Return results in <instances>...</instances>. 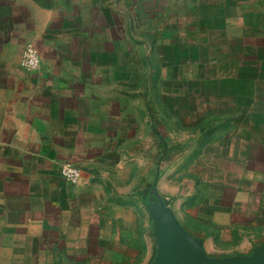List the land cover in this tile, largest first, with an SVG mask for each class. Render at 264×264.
Masks as SVG:
<instances>
[{
    "label": "crops",
    "instance_id": "0c3cea01",
    "mask_svg": "<svg viewBox=\"0 0 264 264\" xmlns=\"http://www.w3.org/2000/svg\"><path fill=\"white\" fill-rule=\"evenodd\" d=\"M116 1L0 0V264H25L54 242L75 250L74 243L90 240L101 226L95 175L107 177L110 165L113 171L133 160V145L148 146L147 124L137 117L143 106L134 98L132 51L127 57L111 16ZM28 42L40 54L33 70L19 65ZM194 47L184 51L188 61L176 65L189 73V82L193 66L204 68L200 78L221 88L230 84L221 96L235 101L221 109L235 113L234 132L219 146L211 140L206 150L212 163L203 174L210 179L208 192L217 194L210 222L263 225L264 104L242 105L255 97L240 88L250 76L238 70L208 77L205 60L192 56L201 54ZM246 109L250 116L244 118ZM64 160L80 166L77 182L60 175ZM251 246L247 241L235 253H248Z\"/></svg>",
    "mask_w": 264,
    "mask_h": 264
},
{
    "label": "rangeland",
    "instance_id": "374dc122",
    "mask_svg": "<svg viewBox=\"0 0 264 264\" xmlns=\"http://www.w3.org/2000/svg\"><path fill=\"white\" fill-rule=\"evenodd\" d=\"M111 16L121 29L127 57L132 51L134 98L143 106L137 117L141 126L147 124L148 146L133 145L128 154L133 160L113 171L110 165L107 177L95 175L102 213L95 215L101 226L94 227L90 240L74 243L75 250L66 249L65 241L42 246L25 264H149L156 250L146 206L152 191L166 199L209 257L238 254L247 241L251 253L264 242V220L263 225L253 220L252 226H212L210 207L217 194L208 192L210 179L203 174L212 163L209 142L217 139L219 146V139L232 131L235 113L221 110L235 104L221 96L230 84L221 88L214 79L202 80L200 66H193L194 81L189 82V73L176 62L188 61L184 51L194 44L201 54L192 56L205 60L208 77L239 70L251 79H244L241 90L255 95L242 105L264 104V0H117ZM249 116L244 110L242 117Z\"/></svg>",
    "mask_w": 264,
    "mask_h": 264
},
{
    "label": "water",
    "instance_id": "95a60500",
    "mask_svg": "<svg viewBox=\"0 0 264 264\" xmlns=\"http://www.w3.org/2000/svg\"><path fill=\"white\" fill-rule=\"evenodd\" d=\"M153 219L155 254L149 264H264V242L251 253L209 257L201 241L177 221L166 199L152 191L146 202Z\"/></svg>",
    "mask_w": 264,
    "mask_h": 264
},
{
    "label": "built area",
    "instance_id": "2783aa9c",
    "mask_svg": "<svg viewBox=\"0 0 264 264\" xmlns=\"http://www.w3.org/2000/svg\"><path fill=\"white\" fill-rule=\"evenodd\" d=\"M40 64V54L36 46L28 42L24 46L19 59V65L27 70L36 69ZM59 170L61 175L68 181H75L81 175V168L70 160L60 162Z\"/></svg>",
    "mask_w": 264,
    "mask_h": 264
},
{
    "label": "trees",
    "instance_id": "16d2710c",
    "mask_svg": "<svg viewBox=\"0 0 264 264\" xmlns=\"http://www.w3.org/2000/svg\"><path fill=\"white\" fill-rule=\"evenodd\" d=\"M153 183H154V182H153ZM150 194H151V192H150ZM150 194H149V195H150Z\"/></svg>",
    "mask_w": 264,
    "mask_h": 264
}]
</instances>
